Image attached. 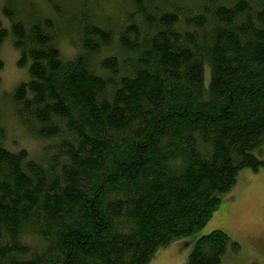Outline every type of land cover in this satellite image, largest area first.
Segmentation results:
<instances>
[{
    "label": "trees",
    "instance_id": "1",
    "mask_svg": "<svg viewBox=\"0 0 264 264\" xmlns=\"http://www.w3.org/2000/svg\"><path fill=\"white\" fill-rule=\"evenodd\" d=\"M103 1L0 6L25 74L0 113L36 143L0 128V264H235L199 232L264 168V0Z\"/></svg>",
    "mask_w": 264,
    "mask_h": 264
},
{
    "label": "rangeland",
    "instance_id": "2",
    "mask_svg": "<svg viewBox=\"0 0 264 264\" xmlns=\"http://www.w3.org/2000/svg\"><path fill=\"white\" fill-rule=\"evenodd\" d=\"M3 1L0 0V6ZM34 1L36 2V0ZM118 1H103L99 5L103 12L107 10L111 12L112 7ZM110 3L112 4L110 8L106 7V4ZM36 12L38 11L36 10ZM0 60L2 62L0 96L2 97L22 80H25V74L15 65L16 52L9 41L3 42L0 46ZM9 113H0V128L6 131L5 137L8 139L14 134L17 136L15 143L20 145L19 149L25 146L29 152H33L36 143L33 144V140L29 141L28 132ZM213 230L223 231L231 240L240 245L239 253L233 258L231 257L235 264L252 262L264 264V168L257 172L244 170L239 174L234 189L221 198L218 208L199 235H206ZM177 243L178 241H175L167 248L160 249L149 264H187L192 244L177 245ZM224 264L232 263L228 262V258H226Z\"/></svg>",
    "mask_w": 264,
    "mask_h": 264
}]
</instances>
